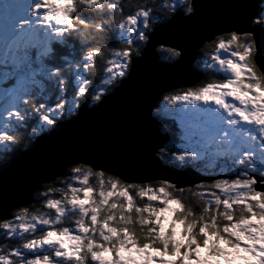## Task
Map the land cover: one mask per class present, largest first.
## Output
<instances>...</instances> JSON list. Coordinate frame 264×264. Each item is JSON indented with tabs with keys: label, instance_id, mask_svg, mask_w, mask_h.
<instances>
[{
	"label": "snow or ice",
	"instance_id": "1",
	"mask_svg": "<svg viewBox=\"0 0 264 264\" xmlns=\"http://www.w3.org/2000/svg\"><path fill=\"white\" fill-rule=\"evenodd\" d=\"M0 264H264V2L0 0Z\"/></svg>",
	"mask_w": 264,
	"mask_h": 264
},
{
	"label": "water",
	"instance_id": "2",
	"mask_svg": "<svg viewBox=\"0 0 264 264\" xmlns=\"http://www.w3.org/2000/svg\"><path fill=\"white\" fill-rule=\"evenodd\" d=\"M262 1L263 0H256L257 3L262 2ZM198 2H202V0H198ZM165 38L168 39L170 43L173 42L171 39V34H169ZM165 46L166 45L164 44H157L155 51L157 50V48L165 47ZM163 64H166V62L160 61L159 57L155 61H153V68L156 70L159 82L162 86H169V85H180L181 87L194 86L197 83L198 79H203L204 74L202 70L198 73L197 77L186 79V78H180L172 72L165 71L161 67V65ZM193 72H194V69H193ZM121 103L122 101L117 100L113 102V105H110L108 108H106L104 112H102L101 114L86 119L82 123L80 129L74 135L73 146L79 149L81 147L86 146L88 143H90L92 139L94 138L91 134V129L93 125H95L96 127L103 125L105 120L114 110V106H118ZM93 107L94 106H89L87 110L92 111ZM152 175H155V176L160 175L161 178L163 177L171 178L172 177L171 171L163 170V169L154 171Z\"/></svg>",
	"mask_w": 264,
	"mask_h": 264
},
{
	"label": "trees",
	"instance_id": "3",
	"mask_svg": "<svg viewBox=\"0 0 264 264\" xmlns=\"http://www.w3.org/2000/svg\"><path fill=\"white\" fill-rule=\"evenodd\" d=\"M262 2H264V0H263ZM161 49H162V48H159V49H158V52H159V50H161ZM162 57H164V56H162ZM95 75H96V73L94 72V73H93V78H95ZM207 78H208V79H213L214 77H212L211 75H209ZM194 86H199V84L196 83ZM157 177H161V176H160V175H157ZM27 206H29L30 209L33 211L34 208L37 206V204H30V205H27Z\"/></svg>",
	"mask_w": 264,
	"mask_h": 264
},
{
	"label": "rangeland",
	"instance_id": "4",
	"mask_svg": "<svg viewBox=\"0 0 264 264\" xmlns=\"http://www.w3.org/2000/svg\"><path fill=\"white\" fill-rule=\"evenodd\" d=\"M159 52H160V50H159ZM159 52H157V53H159ZM159 60L160 61H162V62H168L164 57H162V56H159ZM202 70V69H201ZM42 209H41V206L40 205H37L35 208H34V210H33V212H40ZM166 227H167V223H166V225H165ZM178 232H179V228H178V230H177Z\"/></svg>",
	"mask_w": 264,
	"mask_h": 264
},
{
	"label": "bare ground",
	"instance_id": "5",
	"mask_svg": "<svg viewBox=\"0 0 264 264\" xmlns=\"http://www.w3.org/2000/svg\"><path fill=\"white\" fill-rule=\"evenodd\" d=\"M157 52H158V48H157V50H156Z\"/></svg>",
	"mask_w": 264,
	"mask_h": 264
}]
</instances>
